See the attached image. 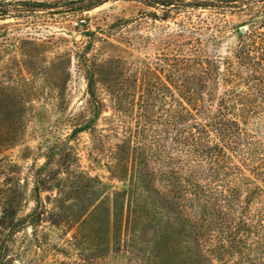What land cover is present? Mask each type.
<instances>
[{
	"label": "rangeland",
	"instance_id": "1",
	"mask_svg": "<svg viewBox=\"0 0 264 264\" xmlns=\"http://www.w3.org/2000/svg\"><path fill=\"white\" fill-rule=\"evenodd\" d=\"M165 14L142 0L0 1V264H216L141 164L159 158L183 89L195 37L182 25L213 17ZM89 72L103 113L80 132Z\"/></svg>",
	"mask_w": 264,
	"mask_h": 264
},
{
	"label": "trees",
	"instance_id": "2",
	"mask_svg": "<svg viewBox=\"0 0 264 264\" xmlns=\"http://www.w3.org/2000/svg\"><path fill=\"white\" fill-rule=\"evenodd\" d=\"M142 1L165 17L213 16L182 25L195 37L178 59L183 89L169 110L172 130L164 127V141L153 139L159 158L151 168L142 162L143 172L164 181L187 210L208 261L264 264V0ZM255 12L243 25L227 19ZM87 83L93 110L80 132L92 131L103 113L93 72ZM133 212L139 218L138 203Z\"/></svg>",
	"mask_w": 264,
	"mask_h": 264
},
{
	"label": "water",
	"instance_id": "3",
	"mask_svg": "<svg viewBox=\"0 0 264 264\" xmlns=\"http://www.w3.org/2000/svg\"><path fill=\"white\" fill-rule=\"evenodd\" d=\"M0 1L2 2V1H5V0H0ZM246 30H247L246 28H242V29H241V33H245Z\"/></svg>",
	"mask_w": 264,
	"mask_h": 264
}]
</instances>
